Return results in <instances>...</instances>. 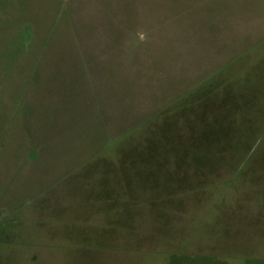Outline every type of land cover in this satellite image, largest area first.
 <instances>
[{
  "label": "rangeland",
  "instance_id": "rangeland-1",
  "mask_svg": "<svg viewBox=\"0 0 264 264\" xmlns=\"http://www.w3.org/2000/svg\"><path fill=\"white\" fill-rule=\"evenodd\" d=\"M0 264H264V0H0Z\"/></svg>",
  "mask_w": 264,
  "mask_h": 264
}]
</instances>
